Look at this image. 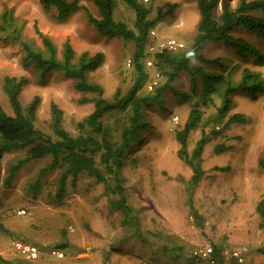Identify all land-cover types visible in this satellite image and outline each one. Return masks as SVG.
<instances>
[{
  "label": "rangeland",
  "instance_id": "374dc122",
  "mask_svg": "<svg viewBox=\"0 0 264 264\" xmlns=\"http://www.w3.org/2000/svg\"><path fill=\"white\" fill-rule=\"evenodd\" d=\"M237 1L219 0L215 17L220 15L224 3L233 9ZM138 2L149 12V20L154 19L157 11L174 6L171 13L154 25L153 31L160 40L174 39L190 49L199 19L193 0ZM80 5L97 17L90 4ZM5 9L12 11L21 43L41 49L38 30L50 39L58 52L68 42L76 56L82 52L102 53L103 63L88 74V80L102 89L106 100L111 101L116 91L124 95L131 86L134 44L99 36L87 24L82 11L60 24L54 20V10L45 13L39 0H2L0 17ZM113 18L133 28L134 13L119 0H115ZM9 31L15 35L13 29ZM233 35L246 40L264 58V41L241 29H236ZM11 39L12 36L0 42V104L3 110L11 114L2 91L3 78L25 77L27 84L19 100L24 108L34 97L39 98L35 127L50 133V105L55 104L62 112L64 129L75 134L76 123L93 110L91 102H80L89 95L76 91L72 81L60 73H51L45 83L40 84L36 73L23 68V52ZM202 55L220 58L225 71H214L223 76L237 63L233 54L221 45L204 46ZM128 61L131 62L129 67ZM142 64L147 81L159 72L145 67L144 61ZM243 68L258 72L264 80V63L260 66L250 58L244 64L239 63L231 76L232 83L239 80ZM164 79L162 77L161 84ZM188 83L187 74L181 73L167 86L188 94ZM199 83L197 79L196 85ZM141 94H145L143 90ZM195 98L190 95L189 100H180L169 90L164 91L147 113L151 128L125 156L120 176L124 179L126 202L137 212V231L123 222L119 212L109 209L107 201L116 196L85 175L74 182L66 181L61 200L56 197L58 171L45 174L39 179L38 190H33L39 171L49 160L29 162L10 182H5L9 168L24 157L25 151L5 154L0 161V264H185L191 252L209 245H217L227 253L223 255L227 264L231 262L230 251H237L243 264H264V222L256 212V205L264 201V165H259L264 164V96L253 102L243 93L235 95L229 115H245L249 122L229 125L218 137L212 136L211 131L221 129L227 119L219 122L216 117L219 99L214 98V106L204 110L198 127L191 131L186 143V153L190 156L202 132L207 139L200 157L202 176L193 187V171L177 155L179 144L175 134L182 129ZM118 119L120 116L114 115L103 121L114 128ZM219 147L225 150L216 153ZM192 212L202 219V228L197 226ZM15 239L42 249L40 258L30 262L24 260L11 247ZM63 244L66 245L63 249L57 248ZM49 249L60 250L63 258L50 256Z\"/></svg>",
  "mask_w": 264,
  "mask_h": 264
},
{
  "label": "trees",
  "instance_id": "16d2710c",
  "mask_svg": "<svg viewBox=\"0 0 264 264\" xmlns=\"http://www.w3.org/2000/svg\"><path fill=\"white\" fill-rule=\"evenodd\" d=\"M8 1L3 0V2ZM119 1L134 13L132 29L125 23L114 20L115 0H39L45 13L54 10V20L57 23H65L71 16L82 11L87 24L99 36L108 40L118 38L134 44L135 49L131 57L133 82L124 95L116 91L111 101L103 98L102 89L88 80V74L103 63L102 53L89 55L87 52H82L76 56L68 42H65L58 52L50 39L38 30L36 34L41 40V49L27 42L21 43L14 27L12 11L4 10L0 17V36L3 38L0 37V42L3 43L12 36V42L19 44L23 52V68L36 73L40 84H44L51 73H60L72 81L76 91L89 95L80 102H91L93 110L76 123V133L72 134L63 127L62 112L55 104H51L48 125L50 133H44L34 125L39 98L34 97L24 108L19 100L27 79L4 77L2 91L7 98L11 114H7L0 104V161L5 154L25 151L24 157L9 168L4 178L8 183L25 164L49 160L39 171L38 179L32 188L38 190L40 178L49 172L58 171L60 175L56 190L57 200L63 198L68 179L74 182L81 175L93 179L96 184L103 185L107 193L116 196V199L107 201L109 209L119 212L123 222L137 231V212L126 202L124 179L120 176V170L124 165L126 154L142 134L151 128L147 120L148 111L156 105L161 94L166 90L180 100L187 101L190 95L196 96L182 129L175 134L179 144L177 155L193 171L192 185L195 187L202 176L200 157L207 139L202 132L190 156L186 153V143L191 131L198 127L204 110L214 106V98L219 99L216 117L219 122L227 119L221 129L211 131L212 136L218 137L229 125H244L249 122V118L245 115L239 113L229 115L235 95L243 93L253 102L264 96V80L258 72L243 68L239 80L236 83L231 82V76L239 68V63L244 64L250 58L256 60L260 66L264 63L263 55L256 48L243 38L233 35L236 29H241L264 41V0H238L233 9L226 2L222 5L218 18L215 17V11L219 0H193L199 14L193 43L190 49L184 46L176 52L163 50L153 56V68L157 69L161 76H159V85L152 92H147L145 89L147 75L142 64L146 55L148 32L157 22L171 13L174 6L166 11H157L154 19L149 20V12L138 0ZM83 2L90 4L96 10L97 17L80 5ZM10 29H13L15 35L10 33ZM156 40L160 39L156 38ZM208 44L221 45L225 51L233 54L237 63L230 67L225 76L214 71V69L225 71L224 63L220 58H206L202 55L203 47ZM202 67L211 71H204ZM181 73L188 76V94L167 86L172 84ZM162 77L165 79L161 84ZM197 79L200 82L199 86L196 85ZM142 90L144 95L141 94ZM114 115L120 116V119L113 128L103 120ZM224 150L219 147L215 151L220 153ZM259 165L264 164L261 162ZM256 212L264 222V201L256 205ZM191 215L195 218L197 226L202 228V219L198 217L199 215L196 212H192ZM65 246L63 244L57 248L63 249ZM209 246L213 251L210 256L213 264H227L222 255L223 250L217 245ZM192 253L185 264H208ZM229 261L230 264H243L231 257Z\"/></svg>",
  "mask_w": 264,
  "mask_h": 264
},
{
  "label": "built area",
  "instance_id": "2783aa9c",
  "mask_svg": "<svg viewBox=\"0 0 264 264\" xmlns=\"http://www.w3.org/2000/svg\"><path fill=\"white\" fill-rule=\"evenodd\" d=\"M143 3H146L147 0H142ZM184 45L181 42H178L174 39H168L166 41L156 40V34L152 30L148 32V43L146 45V55L143 59L144 65L147 68H152L153 65V56L162 52L163 50H168L170 52H176L179 49H183ZM131 62H127V66L129 67ZM159 72L154 73L153 78L149 79L145 84V89L147 92H152L159 85ZM176 119H173L175 121ZM23 211H21V214ZM11 247L21 254L26 261H36L40 258L42 249L38 248L35 245L24 243L20 240H13L11 242ZM212 248L210 246H202L193 251V255L198 257L200 260L207 261L208 264H213L210 256L212 254ZM48 254L56 259L63 258V254L60 250L57 249H49ZM227 254L225 251L222 252V255ZM228 256L236 260L238 263H242L243 259L241 255L237 251H230Z\"/></svg>",
  "mask_w": 264,
  "mask_h": 264
}]
</instances>
